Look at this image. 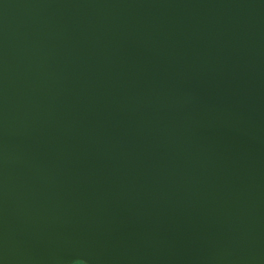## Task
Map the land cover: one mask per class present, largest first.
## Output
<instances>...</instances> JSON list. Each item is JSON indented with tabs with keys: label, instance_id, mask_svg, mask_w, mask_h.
<instances>
[{
	"label": "water",
	"instance_id": "1",
	"mask_svg": "<svg viewBox=\"0 0 264 264\" xmlns=\"http://www.w3.org/2000/svg\"><path fill=\"white\" fill-rule=\"evenodd\" d=\"M264 264V0H0V264Z\"/></svg>",
	"mask_w": 264,
	"mask_h": 264
},
{
	"label": "rangeland",
	"instance_id": "2",
	"mask_svg": "<svg viewBox=\"0 0 264 264\" xmlns=\"http://www.w3.org/2000/svg\"><path fill=\"white\" fill-rule=\"evenodd\" d=\"M73 264H81V263H73Z\"/></svg>",
	"mask_w": 264,
	"mask_h": 264
}]
</instances>
